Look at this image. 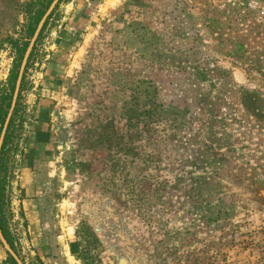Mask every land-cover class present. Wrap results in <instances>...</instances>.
I'll return each instance as SVG.
<instances>
[{
  "label": "rangeland",
  "instance_id": "obj_1",
  "mask_svg": "<svg viewBox=\"0 0 264 264\" xmlns=\"http://www.w3.org/2000/svg\"><path fill=\"white\" fill-rule=\"evenodd\" d=\"M49 1L0 0V136ZM47 21L0 155L23 263L264 264V0H61Z\"/></svg>",
  "mask_w": 264,
  "mask_h": 264
},
{
  "label": "water",
  "instance_id": "obj_2",
  "mask_svg": "<svg viewBox=\"0 0 264 264\" xmlns=\"http://www.w3.org/2000/svg\"><path fill=\"white\" fill-rule=\"evenodd\" d=\"M61 0H54L53 3L50 5V7L48 8V10L46 11L45 15L43 16V18L41 19L33 38L31 39V42L29 44V47L25 53V56L23 58L22 64L20 66L19 69V73H18V78H17V82H16V87H15V92L13 95V99H12V103H11V107L6 119V122L4 124V127L2 129L1 132V136H0V155H1V150L4 144V140L7 134V130L9 128L10 125V121L12 119L13 113L15 111L16 105H17V101H18V97H19V93H20V89H21V85H22V80H23V75L25 73L26 70V66L28 64V60L30 58V55L32 53V50L40 36V33L42 31V29L44 28L48 18L51 16V14L54 12L55 8L58 6V4L60 3ZM0 242L2 244L3 249L6 251V253L8 255H10L12 257V259L16 262V264H24L23 261L21 260V258L19 257V255L12 249V247L10 246V244L8 243V241L6 240L1 226H0Z\"/></svg>",
  "mask_w": 264,
  "mask_h": 264
},
{
  "label": "crops",
  "instance_id": "obj_3",
  "mask_svg": "<svg viewBox=\"0 0 264 264\" xmlns=\"http://www.w3.org/2000/svg\"><path fill=\"white\" fill-rule=\"evenodd\" d=\"M41 124L42 125L40 126V129L38 128V130L34 134L33 143H30L29 147H31L30 148L31 150L32 149H37L38 151H43L45 149L47 150L48 145L52 141V136H51V134H49V130L47 129L46 122H44L42 120ZM37 158L38 157L31 159L30 156H26V159H25L26 164H24V169H23L24 173L26 174V179H27L26 182L33 181L34 179H39V175H37V173H34V170L36 169L37 164L40 162L37 160ZM26 203H27V201H26ZM33 207H34V205H33ZM27 209L30 211V212H28V215H29L28 217H31L33 220V223H36V220L38 221V219L35 217L34 214H32L33 208H31V205H28ZM39 221L42 222L43 220H41V218H40ZM41 227H42V225H41ZM75 241L76 240H72L69 243V245L67 246L68 254H70L71 256L74 255L73 252H76L78 250L77 245L75 244ZM65 255H67V252ZM58 260L61 262H65V259H63V258H58Z\"/></svg>",
  "mask_w": 264,
  "mask_h": 264
},
{
  "label": "trees",
  "instance_id": "obj_4",
  "mask_svg": "<svg viewBox=\"0 0 264 264\" xmlns=\"http://www.w3.org/2000/svg\"><path fill=\"white\" fill-rule=\"evenodd\" d=\"M52 1L53 0H50L49 1V4L46 6V9L45 10H43V12H41L38 16H37V18H36V20H35V23H34V27H33V31H32V33H31V36H34V33H35V31H36V29L37 28H35V27H38L37 25H39V23H40V21H41V19H42V17H43V15H45V13H46V10L49 8V5L52 3ZM47 23H48V21H47ZM47 23H46V25H47ZM45 25V26H46ZM28 45H29V42L28 43H26L25 45H24V47H22V48H20V51H21V56H20V62H19V68H20V66H21V63H22V60H23V58H24V54H25V52H26V50H27V48H28ZM18 47V46H17ZM34 50H35V48H34ZM34 50H33V52H34ZM33 52H32V54H31V56H30V59H31V57L33 56ZM29 59V60H30ZM27 68H28V66H27ZM27 68H26V70H27ZM18 71H19V69H18ZM18 71H17V73H15V75L13 76V79H12V85H11V91H10V98H9V104H8V106L7 107H10V105H11V100H12V98H13V93H14V90H15V85H16V81H17V78H18ZM25 75V74H24ZM24 78H25V76L23 77V82H24ZM22 86H23V83H22V85H21V89H22ZM4 119V118H3ZM3 121L4 120H2V124H3ZM13 122H14V119L12 118L11 119V121H10V125H9V128H8V131H7V134H6V137H5V141H4V144H3V147H2V155H3V153H4V150H5V148H6V145H7V141H8V138H9V131H10V128H11V126L13 125ZM1 159V158H0ZM2 166H1V164H0V225H1V229H2V232H3V234H4V236H5V238H6V240L8 241V243L10 244V246L12 247V249L14 250V251H16V247H15V245L13 244V242L11 241V234H10V232L8 231V229H7V226H6V223L4 222V220H3V216H2V214H3V205H2V203H3V192H2V187H1V172H2ZM75 244L77 245V248H78V250L76 251V252H73V254L74 255H79L80 254V252H81V243H79L77 240L75 241ZM10 264H16V262L10 257Z\"/></svg>",
  "mask_w": 264,
  "mask_h": 264
},
{
  "label": "flooded vegetation",
  "instance_id": "obj_5",
  "mask_svg": "<svg viewBox=\"0 0 264 264\" xmlns=\"http://www.w3.org/2000/svg\"><path fill=\"white\" fill-rule=\"evenodd\" d=\"M27 67V66H26Z\"/></svg>",
  "mask_w": 264,
  "mask_h": 264
}]
</instances>
